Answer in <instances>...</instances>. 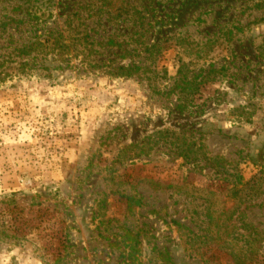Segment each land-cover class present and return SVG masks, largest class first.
<instances>
[{"label": "rangeland", "instance_id": "374dc122", "mask_svg": "<svg viewBox=\"0 0 264 264\" xmlns=\"http://www.w3.org/2000/svg\"><path fill=\"white\" fill-rule=\"evenodd\" d=\"M127 1L0 0V264H264V0Z\"/></svg>", "mask_w": 264, "mask_h": 264}, {"label": "trees", "instance_id": "16d2710c", "mask_svg": "<svg viewBox=\"0 0 264 264\" xmlns=\"http://www.w3.org/2000/svg\"><path fill=\"white\" fill-rule=\"evenodd\" d=\"M97 3V4H96ZM96 3H92L95 8V15L105 14L110 22H116L121 17L131 14L133 7L128 3L127 0H96ZM73 30V29H72ZM11 39H13L11 37ZM3 40L0 44V84L5 82V79L10 76L20 75L28 70L37 68L36 60L40 56H46L49 54L57 53L59 55H69L73 50L81 47V50L88 51L89 46L92 43L89 42L88 35L79 31H75L73 34L70 33L65 35L62 31H49L45 37H34L32 40L26 41L25 43L18 46L13 40ZM11 44H16L17 47L11 48ZM11 48V49H10ZM98 67L97 64L93 65ZM46 68V67H45ZM113 74H119L120 72L130 71V67H115ZM197 89L198 86L195 85ZM236 191V190H235ZM40 203L32 204L31 206L39 205ZM33 208V207H32ZM33 219H25L23 225H25V233L23 237L28 236L30 230L34 228ZM254 237V238H253ZM249 246L253 245L256 241V234L251 232L247 237ZM137 240L131 247V251L128 255V264H138L134 257L136 250ZM255 251H253L254 253ZM252 253V254H253ZM254 255L250 258V263H255Z\"/></svg>", "mask_w": 264, "mask_h": 264}]
</instances>
